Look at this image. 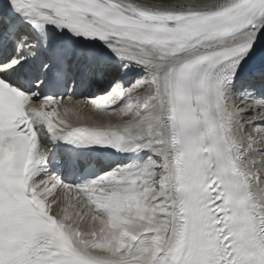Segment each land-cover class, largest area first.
<instances>
[{
	"label": "snow or ice",
	"instance_id": "snow-or-ice-1",
	"mask_svg": "<svg viewBox=\"0 0 264 264\" xmlns=\"http://www.w3.org/2000/svg\"><path fill=\"white\" fill-rule=\"evenodd\" d=\"M0 264H264V0H0Z\"/></svg>",
	"mask_w": 264,
	"mask_h": 264
}]
</instances>
